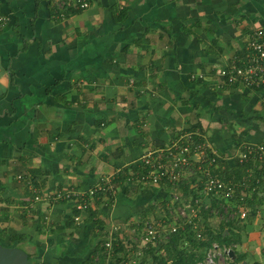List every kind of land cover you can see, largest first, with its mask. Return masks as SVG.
Returning <instances> with one entry per match:
<instances>
[{
	"label": "crops",
	"instance_id": "1",
	"mask_svg": "<svg viewBox=\"0 0 264 264\" xmlns=\"http://www.w3.org/2000/svg\"><path fill=\"white\" fill-rule=\"evenodd\" d=\"M0 1V239L25 233L19 244L36 261L133 258L138 244L116 232H131L149 204L160 217L175 190L139 180L133 165L186 132L201 133L227 170L244 144L264 143V88L221 72L264 26V0H91L64 15L55 0ZM125 168L116 193L99 190L113 201L104 193L90 205L97 220L75 198L47 195L108 187ZM112 229L123 247L96 252Z\"/></svg>",
	"mask_w": 264,
	"mask_h": 264
},
{
	"label": "built area",
	"instance_id": "2",
	"mask_svg": "<svg viewBox=\"0 0 264 264\" xmlns=\"http://www.w3.org/2000/svg\"><path fill=\"white\" fill-rule=\"evenodd\" d=\"M55 2L58 9L63 11L61 15H64L67 8L73 10L86 9L92 3L91 0H55ZM7 19L8 16L2 10L0 1V29L4 28ZM221 72L230 84H237L241 81L251 87L260 88L264 85V26H258L253 29L241 54L223 67ZM194 155H198L199 158H194ZM235 157V160H252L254 166L250 171L255 172L256 169H259V175L256 177L255 182H260L263 179L264 143H246L236 152ZM223 160L219 151L213 148L202 134L195 130L186 132L182 137L174 140L167 148L160 149L156 153H147L144 156L142 162L147 165L148 169L145 172L141 171L139 177L138 171L134 172L133 169L131 170V175L139 178V180L153 184L167 181L175 190L172 192L173 198L167 205L168 208L163 210L165 215L144 219L142 223L143 229L139 238L133 237V242L128 244L129 248L134 247V243L138 244L137 254L134 253V257L126 261V264H141V258L146 250L150 247L159 248L160 246L158 245L161 242H166L170 233L178 232L187 224L195 227L197 238L206 239L205 233L198 229V223L195 220V216L199 215L198 212L202 211V205H204L203 195L214 196L215 205L213 212L215 214L219 212L222 216L225 214L226 220L234 218L235 215L242 219L246 218L250 209H252L254 215L261 213L264 201L262 204L253 205V208H250L247 204L248 193L256 190V186L249 187L254 184L253 181L228 182L220 171L226 166ZM197 172H202L203 178ZM183 177H194L197 179L196 181L201 180L200 187L195 189L196 193L192 191L188 195H183L177 190L179 182L184 179ZM107 181L108 187L99 184L96 188L92 187L87 190L88 192L69 187L57 188L47 195L56 201L75 198L76 207L82 210L93 203L94 193L97 190L108 188L112 193H116L117 186L112 182V179L110 180L108 177ZM237 189L240 191L237 192ZM87 194L92 197V200H88ZM42 197V193L35 195L37 200ZM231 198L237 199L235 206L230 205L229 200ZM172 203L177 204V215L174 213L175 210L172 208ZM171 216L175 219L170 220L169 217ZM75 218L79 219L80 214H77ZM114 229L111 230V233L103 243L104 248L108 252H111L115 245L119 246L121 244V241L113 234ZM261 237H263L262 241H264V229H262ZM185 243H187V240ZM230 249L231 246L229 245L222 244L219 241H212L206 250L205 258L199 260L197 264H231L234 258L229 253ZM161 251L166 253L164 248ZM168 261L171 262V260Z\"/></svg>",
	"mask_w": 264,
	"mask_h": 264
},
{
	"label": "trees",
	"instance_id": "3",
	"mask_svg": "<svg viewBox=\"0 0 264 264\" xmlns=\"http://www.w3.org/2000/svg\"><path fill=\"white\" fill-rule=\"evenodd\" d=\"M256 88H259V87H256ZM260 88H264V85H262ZM253 166L254 165H253L252 160H247V161L237 160L236 164L232 168L226 171L227 172L226 179L228 182L241 183L245 181H253L254 184L250 185L249 187L256 186V190L249 192L247 195V198H248L247 204L250 208H253V205L255 204H262L264 201V194H262L264 193V177L260 182H255L256 177L259 175V169H256L255 172H251L250 169ZM133 169L138 171L139 173L138 177H139L141 171L145 172L148 169V167L143 162L141 163L139 162L136 165H133L132 170ZM129 170H130L129 168H125L124 172L123 171L118 172L116 176H114L113 183L115 184V186L118 187L130 179L129 177L130 173H128ZM197 173L202 175V172H197ZM223 177L225 178L224 175ZM191 178H194V177H191ZM190 182H192V179L181 181L180 185H183L185 190L188 191V193L189 191L191 192L193 191L194 193H196L195 189H197V187H200L201 180L198 181L197 184L192 183V188L190 186L191 184ZM104 190H101V191L97 190L94 193L93 199L95 200V202L96 201L100 202L101 194H104V193L105 195H107L108 199H110L109 201H113L115 194H112ZM239 191L240 190L237 189V192ZM88 194H87V198L90 201L92 200V197ZM233 199L231 198L229 202L231 203ZM87 208L90 211V218L92 219L95 218V220H97L98 214H99L98 210H96L90 205H88ZM156 208H157L156 203L149 204L145 209L142 210L141 216H143L144 218L150 217V213H152L153 210ZM76 210L77 212H80L78 208H76L75 211ZM202 210L204 211L205 209L202 208ZM204 212H207V211H204ZM253 219H254V213H249L247 219L244 220L245 223L243 221H240V218L238 219L232 218L229 220H225L221 228H219L216 232L213 229L208 230L207 229L209 226L208 224L206 225V229H205L206 239L197 238L193 226L191 224H187L184 226V228H182L178 232L170 233L167 241L161 242L158 245L160 246L159 248L150 247L148 251L150 250V252H152L151 255H148L145 253V256L142 258L141 264L142 263L145 264L146 262H149L150 259L151 261L155 262L154 264H197L199 260H202L205 258L206 250L211 245L212 241L214 240H217L222 244L232 245V247L236 249L235 244L237 242L242 243L244 241V236L240 232L241 229L235 230V227H237L236 229L241 227L242 229H245L247 231V229L251 226V225L248 226V223L254 222ZM70 220L73 221V218H70L69 222ZM99 222L102 225L106 224L102 219H100ZM239 222H242L243 224L240 225ZM225 228H227V232H225ZM27 238H28V235H26L25 233L17 232L10 237L9 243H5L1 239L0 241L4 244L18 245L21 240L26 241ZM186 240H187V243H185ZM19 245L22 246L21 244ZM122 247L123 245H120V246L115 245L114 250L117 251V249H121ZM163 248L166 253H163L161 251ZM103 249L105 248L102 246L100 247L98 246L96 249V252H98V250H101L102 252ZM236 252H237V249H236ZM244 256H245L244 254L236 256L232 260L233 263L238 264L240 260L245 258ZM29 259H30V262L28 264H47L42 261H36L35 257L32 256V254H29ZM168 260H171V262H169ZM86 263H88V261Z\"/></svg>",
	"mask_w": 264,
	"mask_h": 264
},
{
	"label": "rangeland",
	"instance_id": "4",
	"mask_svg": "<svg viewBox=\"0 0 264 264\" xmlns=\"http://www.w3.org/2000/svg\"><path fill=\"white\" fill-rule=\"evenodd\" d=\"M227 166L228 164L222 168L220 171L221 173L225 176V178L227 177L226 176V171H227ZM134 172L136 170H133ZM196 172V171H195ZM190 173V172H189ZM191 174V173H190ZM184 179L182 181H185V180H190L192 179V182H190V186L192 188V183L193 184H196V181L197 179H194V178H187V177H183ZM202 178H203V175H202ZM194 180V182H193ZM200 181V180H199ZM177 190H179V192H181L183 195H188V191L185 190L184 186L183 185H180V182L177 186ZM191 192V191H189ZM171 198H173V193L171 192V195H170ZM169 197V198H170ZM214 196L213 195H203V204L202 205V208L205 209L204 211H207V212H204L203 210L199 213L198 216H195V219L198 223V229H201L202 232L205 233V229H206V225L209 224L208 226V230H211L213 229L215 232L221 228V226L223 225V222H225L226 220V217H225V214L222 216L219 212H216L217 214H215L213 212V209H214ZM172 200V199H171ZM236 201L237 199H233V201L230 203L231 206H235L236 204ZM212 202V203H210ZM208 203V204H206ZM173 204V209L175 210V215H177L176 213V209H177V204L176 203H172ZM137 208L139 209L140 206H137ZM159 211V209H158ZM163 212V213H162ZM162 212H157L156 214L160 213L158 216H163L165 215V211H162ZM249 213H252V209H250ZM152 214V213H151ZM150 214V217H152V215ZM264 215V213H262ZM262 214L261 213H256L254 215V219L252 223H248V226H250L247 231L245 229H242L241 227H239L238 229H236L237 227H235V230H240V232L242 233V235L244 236V241L241 243V242H237L235 244L236 246V249H237V252H236V249L232 247V245H229L231 246V248H233L235 250V254L236 256L238 255H242L244 254L245 258L240 260L238 264H264V253H263V247L262 245L260 246V244H262L263 242V245H264V241H262L263 237L262 236V229H264V220L262 219ZM154 216V215H153ZM157 217V216H155ZM248 217V216H247ZM246 218H240L238 217V215H235L234 218L238 219L240 218V221H243L247 219ZM137 219V223L132 225L134 228L132 229L131 232H129V228H125L127 226H125L124 228L121 227L117 232L116 234L118 235L119 232H121L123 234V240H126V241H130V238L131 240L133 239V237L135 238H139V235L141 234L142 232V220H143V216L140 215V213L136 216ZM170 220L172 219H175L173 218L172 216L169 217ZM245 223V222H244ZM239 224H243L242 222H239ZM194 230H195V227H193ZM229 228V227H228ZM225 232H227V228H225ZM110 234V233H109ZM249 234V236H248ZM115 235V234H114ZM120 236V235H118ZM254 238H258L259 240L256 242L254 240ZM214 241H217V240H214ZM10 241L9 240H6L5 243H9ZM259 243V245L257 244ZM102 250V249H101ZM146 254L148 255H151L152 252H150V250H146L145 251ZM235 256V257H236ZM155 262L150 261L149 262H146L145 264H154ZM143 264V263H142ZM231 264H234L233 261H231Z\"/></svg>",
	"mask_w": 264,
	"mask_h": 264
},
{
	"label": "water",
	"instance_id": "5",
	"mask_svg": "<svg viewBox=\"0 0 264 264\" xmlns=\"http://www.w3.org/2000/svg\"><path fill=\"white\" fill-rule=\"evenodd\" d=\"M229 253L235 258V250L231 248ZM30 262L28 251L19 246L4 244L0 241V264H28Z\"/></svg>",
	"mask_w": 264,
	"mask_h": 264
}]
</instances>
